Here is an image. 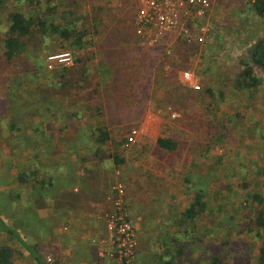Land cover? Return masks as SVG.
Here are the masks:
<instances>
[{"label":"rangeland","instance_id":"1","mask_svg":"<svg viewBox=\"0 0 264 264\" xmlns=\"http://www.w3.org/2000/svg\"><path fill=\"white\" fill-rule=\"evenodd\" d=\"M133 3H125L124 11L117 13L119 0H39L38 3L0 0V118L5 123L9 114L14 112L10 97L16 96L18 106L22 104L30 114L33 109L29 101L33 103L38 96L30 88L40 80L46 82L42 77L47 75L49 83L57 80L61 69L70 68L65 75L69 81L68 91L59 93V102L54 107L64 106L68 110L62 118L70 127L64 125L60 127L64 128L63 131H52L55 132L53 135L41 140L36 133H28L29 128L17 130L15 135L25 136L22 152L15 141L6 144L4 135V142L0 145V190L7 188L11 192L8 187L23 190L22 196L30 198L28 195H31L33 198V209L40 202L46 204L49 185L42 191L45 197H41L35 190L27 192L29 185L16 181L15 173L33 168L31 166L35 164L39 179L55 177L56 173L49 169V165L64 155L53 153L59 143L72 146L80 134L83 137L80 139L85 140L84 133L77 129L84 125L87 128L103 125L109 136L105 144L99 145L97 159L106 165L112 163L109 188L116 181L124 184L126 206L137 220L138 229L142 217L133 214L132 201L127 200L124 173L127 169L130 180L137 172L141 174L155 165L157 172L169 179L168 171L173 172L179 214L191 205L197 192L202 193V200L207 204L204 213L193 221H187L182 215L178 217L181 227L177 234H163L159 226L153 235L146 232V240L142 241L146 246L142 243L140 252L137 237L133 264H155L160 256L165 260L179 245L184 246L185 252L178 254V262L174 264H208L215 255L220 257L222 264H256L262 241L248 228L256 203L250 202L246 192L259 191L264 195V170H261L264 169L261 168L264 166V74L257 72L262 84L254 89L239 87L236 81L243 68L241 61L247 60L250 44L264 37V15L256 14L252 4L243 0H212L205 16L189 21L178 32L147 42L135 33ZM68 10L73 12L68 13ZM13 12L31 18L42 16L49 23L74 24L77 28L96 26L100 33L95 34L91 39L93 44L84 49L75 47L70 41L59 46L57 39L51 37L45 41L41 33L35 34L16 59L17 65L11 66L1 57V45ZM110 30L121 33L116 38H123L125 48H108L123 62L115 81L103 87L97 73L96 49L99 43H105L104 38L112 32ZM136 43L142 46L139 53L131 52ZM72 56L82 59V64ZM83 62L88 68L89 82L80 88V94L75 95V88L81 86L75 82L79 76L77 66ZM23 66H31L37 70L38 76L30 78L22 72L23 77H15L16 71ZM188 71L198 76L197 86L190 85L184 78V72ZM46 92L52 97L49 89ZM169 92L178 100L173 104L169 101L165 107H156V102L162 104L160 100L169 98ZM142 104L145 108L139 111ZM96 106L101 112L95 115ZM77 108L80 113H76ZM48 127L55 130L52 124ZM256 127L260 130L257 134ZM87 137L84 143H91V138L95 143L97 136ZM159 137L173 139L177 148L171 152L161 149L157 143ZM52 140L58 142V146H52ZM113 155L123 159V163L116 165ZM40 166L43 169L40 170ZM146 199L147 196L145 200L139 196L138 204H146V210L154 211L159 202L149 207ZM107 201L108 205L100 214L102 221L103 212L111 207ZM138 204L134 208L137 214ZM18 212L21 213L19 209ZM34 224L31 223L30 230L36 222ZM20 230L26 231L25 228ZM164 241L175 246L164 251L165 244H160ZM0 242L23 250V257H16L14 264H35L13 237L0 234ZM50 251L43 249L41 255L50 264H61ZM103 255L111 259L109 264H122L115 257Z\"/></svg>","mask_w":264,"mask_h":264},{"label":"trees","instance_id":"2","mask_svg":"<svg viewBox=\"0 0 264 264\" xmlns=\"http://www.w3.org/2000/svg\"><path fill=\"white\" fill-rule=\"evenodd\" d=\"M27 1H35V3H38L39 0ZM252 6L256 14L263 15L264 1H257L256 3L252 4ZM51 8L52 7H50V9ZM72 12L73 10H68V13ZM9 18L10 22L8 24L6 36L1 45V57H3L6 63L10 64L11 66L13 64L17 65L16 59H18L20 54L23 53L26 44L33 38L35 34L41 33L45 37V41L51 37L55 38L58 40L59 46H63L64 41H70V43L75 47L84 49L87 46L93 44L91 39H93V36L95 34L100 33L99 28L96 26L94 28L89 27L88 29L86 27L77 28L73 26L74 24H65L60 22L49 23L42 16H35L34 18H31L26 17L19 12L11 13ZM114 31L107 34L104 38L105 43H99L96 49L98 55L97 73L100 79V84H103V87H106L110 83H113L115 81L119 65L123 62L122 58H115L111 53L112 50H108V48L111 46L112 49L115 50H117V48H125L123 38H116V36L119 34L121 35V33ZM47 35L50 37H48ZM140 45V43L134 44V46L131 47V52H141L142 46ZM247 54V60L243 59L241 61V63L243 64V68L239 71L236 82L239 87L243 86L244 88L250 90L257 88L262 84V80L257 72L260 71L264 74V37H259L253 43H251L248 48ZM75 57L76 56H72V59L74 60ZM79 57L81 56L79 55ZM77 58L78 57L75 58L77 62L81 63L83 61L82 59ZM26 63L30 62L26 61ZM18 64L22 63H19L18 61ZM81 64L80 66H77L79 67V76L75 80V82L77 84H81V86L79 88H75V95L80 94V88L82 89L84 86H87L89 82L87 78L88 68L86 67V65H84V62L83 65ZM4 68L5 67L2 68V71ZM69 70V67H64L63 69H61V71L58 72L59 77L57 78V80H53L50 83L48 81L49 78H47L48 75H42L44 76V78L42 77V80L46 78V82L40 80V83L35 84L33 85V88H30L33 89L35 93H38V96L34 98L35 100L33 103L29 101L33 109L30 114L22 107V104L21 106H18L16 96L9 98L10 101L13 102V104L10 105L12 106L11 109L14 112L12 114H9L10 117L7 118L6 123L5 120H2L0 118V122H2L0 124V145H2V143L4 142V138L2 137L6 135V144L11 145L15 141V143L20 146V152H22L24 149L23 137L25 136L18 137L17 135H15L14 132H16L17 130L21 131L23 130V128H25L26 130L29 128L30 132L28 133H36L35 135L41 140L44 138L47 139L51 135H53L55 132L52 131H63L64 128L60 127H64V125H66L65 128L70 127V124L66 123V121L64 122V119L62 118L64 112L65 114H68V110L64 106H61L58 109L54 108L59 102V93H66V91H68L69 81L67 80V76L65 75L69 73ZM36 71L37 70L32 69L31 66H23L20 67L19 71H16L15 77H19L18 75H21L23 77V75L21 74L23 72L27 73L30 78H32V76L36 78L38 76V74L36 75ZM47 89H49V94H51L52 97H49V95H47ZM167 96L169 97L168 99L166 97L164 100H160L162 104L160 102H156V107H165L166 105H169V101L171 102L170 104H173L178 100L174 93L167 94ZM141 102H143V100ZM29 107L31 108V106ZM94 108L95 115L98 114V112H101L99 106H96ZM144 108L145 105L143 106L142 104L141 106H139V111ZM80 112L81 110L77 108L76 113ZM3 122L5 123V125ZM2 124L4 126H2ZM50 124L53 125L55 130H52L50 127H48ZM77 130L84 133L85 140L88 139V135H93L94 137L97 136L95 139L94 147L99 146L100 144H105L106 141H108L109 134L108 132H106L107 130L103 127V125L93 126L92 128H87L84 125ZM157 143L161 149L169 152L174 151L177 148V143L173 139L167 137H159L157 139ZM98 150L99 148L96 147V155H98ZM112 158L113 162L116 165L123 163V159H120L114 155L112 156ZM31 167L33 168H27L15 173L14 177L16 181H18L22 185H29L28 187L30 189L27 187V192H32V190H35L39 195L41 194V197H45V193L42 191L44 187H47L48 182H50V178L44 176L43 178L41 177L39 179L35 164ZM263 167L264 166H262L261 168ZM41 169H43L42 166H40V170ZM261 170L263 171L264 169ZM8 188L11 189V192H9L7 188L4 191L0 190V234H5L13 237L19 245H22L24 247V249L28 252L27 255H29L31 261L35 264H50L41 255V252L38 249L37 245L31 243L29 228L32 221L34 204L33 198H31V195H28L30 198L22 196L21 191L23 190L11 187ZM10 194H12L13 196H11ZM246 194L249 195L251 203H256L253 208L254 214L251 217V223L249 224L248 228L254 232L257 239H260L262 241L257 251L256 264H264V195H262L259 191H254L252 193L246 192ZM202 199V193L197 192L194 201L182 212V216L187 221H193L198 215L201 216L204 213L207 204ZM18 209L21 211V213L18 212ZM21 228L26 229L24 235L21 233ZM183 252H185L184 246L181 247V245H179L176 247L174 255L169 256L165 260L162 256H160L157 259L158 262L155 264H174L175 262H178V254L182 255ZM23 255V250H21L20 248L12 247L9 244L0 242V264H14L15 258L23 257ZM208 264L222 263L220 257L215 255L212 257V260Z\"/></svg>","mask_w":264,"mask_h":264},{"label":"crops","instance_id":"3","mask_svg":"<svg viewBox=\"0 0 264 264\" xmlns=\"http://www.w3.org/2000/svg\"><path fill=\"white\" fill-rule=\"evenodd\" d=\"M129 1L134 2L136 10L135 0H119L120 8L116 12L124 11L125 3ZM257 131L256 127V134ZM78 136L79 140L72 146H64L63 143L58 146V142H50L52 146H58L53 153L64 155L49 165V169L55 171L56 179L54 176L49 177V198L46 204L40 202L41 204L33 209L31 223L36 222V226L29 231L31 243L36 244L40 252L43 249L51 250L61 264H109L111 259L103 255L101 250L105 227L100 214L108 205L107 194L113 176V168L110 166L112 163L108 162L106 165L98 161L95 148L99 146L94 147V138L89 137L92 139L91 143H84L85 140L80 139L83 138L82 134ZM148 169L141 174L137 172L132 180L127 176L129 170L124 172L127 200L132 201L133 214L142 217L141 227L138 229L137 220L131 215L136 233L138 232L136 235L140 243L139 252L142 251V243L144 245L142 241L146 240V232L147 235H153L159 226L163 234H177L181 227L178 217H181L182 211L180 214L177 212L178 192L175 193L173 172L168 171L169 179L165 174L157 172L156 165ZM138 195L142 196L143 200L147 196L149 207L155 202L159 204L154 211H148L145 209L146 204H138ZM136 204L139 207L138 214L134 212ZM21 233L24 235L23 230ZM171 239L173 243V237ZM162 243L165 244V241L160 243L161 246ZM172 243H166L164 251L167 248L172 249L171 247L175 246H172ZM174 254L172 251L169 256Z\"/></svg>","mask_w":264,"mask_h":264},{"label":"built area","instance_id":"4","mask_svg":"<svg viewBox=\"0 0 264 264\" xmlns=\"http://www.w3.org/2000/svg\"><path fill=\"white\" fill-rule=\"evenodd\" d=\"M137 8L133 19L137 36L155 42L169 33L178 32L189 21L203 17L210 10L212 0H135ZM254 4L264 0H243ZM264 15V13H263ZM167 53H170L167 50ZM192 85L199 83L193 72H184ZM107 199L111 207L103 212L106 235L101 240L102 252L117 258L122 264H133L138 245L136 227L126 206L125 186L116 181L110 187Z\"/></svg>","mask_w":264,"mask_h":264}]
</instances>
